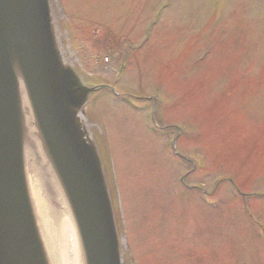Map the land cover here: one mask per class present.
Masks as SVG:
<instances>
[{
  "label": "rangeland",
  "instance_id": "rangeland-1",
  "mask_svg": "<svg viewBox=\"0 0 264 264\" xmlns=\"http://www.w3.org/2000/svg\"><path fill=\"white\" fill-rule=\"evenodd\" d=\"M74 1L63 18L77 39L101 22L100 29L118 48L126 39L141 41L139 51H129L131 69L117 88L138 96L159 88L145 106L155 104V121L164 133L187 125L188 135L178 138L177 150L197 153L205 165L200 174L184 178L185 187L176 185L175 176L187 168L175 167L174 152L164 145L167 134L160 140L151 136L143 113L104 93L94 106L93 122L105 131L115 171L126 256L134 264H264L263 246L244 225L242 211L247 204L264 221V0H227L214 20L207 11H212L211 0H176L144 42L145 26L163 0ZM93 11L98 17L90 15ZM208 47L210 55L195 64ZM241 58L254 68L251 83L255 76L259 80L251 97L239 92L247 89L248 78L238 83L237 72L223 78L222 69H238ZM114 68L89 70L108 80ZM197 135L189 146L183 141ZM203 190L207 200L220 203L205 206L199 199Z\"/></svg>",
  "mask_w": 264,
  "mask_h": 264
},
{
  "label": "water",
  "instance_id": "water-1",
  "mask_svg": "<svg viewBox=\"0 0 264 264\" xmlns=\"http://www.w3.org/2000/svg\"><path fill=\"white\" fill-rule=\"evenodd\" d=\"M19 84L71 201L86 257L119 264L101 166L75 119L92 89L61 62L48 0H0V264H46L25 184Z\"/></svg>",
  "mask_w": 264,
  "mask_h": 264
},
{
  "label": "bare ground",
  "instance_id": "bare-ground-1",
  "mask_svg": "<svg viewBox=\"0 0 264 264\" xmlns=\"http://www.w3.org/2000/svg\"><path fill=\"white\" fill-rule=\"evenodd\" d=\"M163 14L164 12L161 16ZM151 38L152 34L150 35ZM123 76H127V69ZM30 150L31 146L28 144L27 153H32ZM27 158L28 162H31L27 167L30 193L36 205L38 228L42 231L45 245L43 252L46 257H49L50 263H48L90 264L92 260L81 255L79 244L74 234L73 220L67 208V206H70L71 201L69 200L66 206L60 192L61 190H59L54 179L51 180V191L49 190L51 195H49L47 193L49 182L44 183L43 180L36 178L38 177L37 170L42 165L45 167V161L34 162V157L27 156Z\"/></svg>",
  "mask_w": 264,
  "mask_h": 264
}]
</instances>
